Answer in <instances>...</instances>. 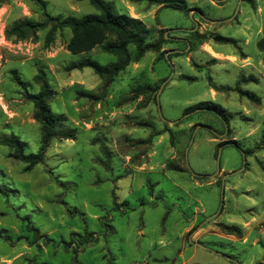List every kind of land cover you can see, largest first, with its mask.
I'll return each mask as SVG.
<instances>
[{
    "label": "rangeland",
    "instance_id": "374dc122",
    "mask_svg": "<svg viewBox=\"0 0 264 264\" xmlns=\"http://www.w3.org/2000/svg\"><path fill=\"white\" fill-rule=\"evenodd\" d=\"M42 1L52 17L97 14L86 0ZM104 1L140 20L146 43L166 41L108 85L70 68L112 64L113 55L68 53V29L49 42V28L6 39L13 22H41L44 12L30 0L0 5V138L38 150L23 93L38 92L39 73L50 112L72 135L50 141L29 172L0 145V234L10 236L0 238V264H264V0H184L185 11ZM200 102L218 105L227 125L207 111L183 117Z\"/></svg>",
    "mask_w": 264,
    "mask_h": 264
},
{
    "label": "trees",
    "instance_id": "16d2710c",
    "mask_svg": "<svg viewBox=\"0 0 264 264\" xmlns=\"http://www.w3.org/2000/svg\"><path fill=\"white\" fill-rule=\"evenodd\" d=\"M3 0H0V5ZM38 6L43 12L45 4L42 0H30ZM82 1V0H79ZM89 5L97 12L94 15H87L81 18L65 17L57 18L43 13V21L37 22L32 20H19L13 22L4 31L6 39L13 38L16 41H26L33 39L38 31L49 28L46 41L49 42L56 31L68 29L70 37L65 45V50L72 55L87 53L96 47H100L101 51L113 55L116 62L105 66L99 65L90 59H83L70 69L81 70L89 68L95 75L104 81L106 85L112 83L117 75L122 72L129 64L138 62L147 52H159L161 46L166 42L161 36L154 43H146L145 39L149 35V29L137 19L130 18L124 14H116L112 5L104 0H86ZM142 1V0H140ZM151 5H163L185 11L186 3L184 0H145ZM264 33V28H263ZM220 41L228 42L227 39L221 38ZM260 47L264 45V39L260 42ZM179 54L175 52L170 56L177 57ZM18 85L24 88V84L15 74L13 78ZM34 82L38 85L39 90L35 94L28 93L24 90V99L33 105V119L39 125L40 141L38 150L35 153H25V144L15 135L3 136L0 138V145L9 150V157L15 161L24 164V172L31 171L35 166L41 163L44 158L46 148L50 141L54 139L68 140L72 139V135L60 129L61 117L50 112L49 101L53 95L47 81L42 73L34 77ZM210 87L215 91H228L230 88L223 86H214L210 83ZM239 95L246 97L253 102H258V98L249 92L239 90ZM142 92L137 91L139 95ZM211 112L227 125V119L222 109L212 102H200L187 108L183 112V117L194 112ZM186 119V118H184ZM102 152L106 154L107 150L103 143L100 144ZM234 146L241 150L237 144ZM243 154L248 152L242 151ZM0 194L2 190L0 188ZM115 207L118 204L113 198ZM25 227L37 233V229L32 227L30 223H26ZM0 238L4 241H10V236L0 234ZM88 240L92 241V238ZM87 241V240H86ZM73 243V242H72ZM81 243H84L81 241ZM71 245V244H70ZM109 259L108 264H111Z\"/></svg>",
    "mask_w": 264,
    "mask_h": 264
}]
</instances>
